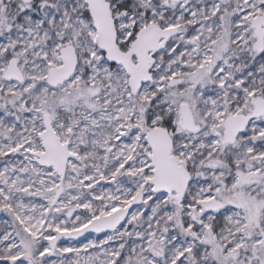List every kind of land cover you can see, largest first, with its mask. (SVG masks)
Returning <instances> with one entry per match:
<instances>
[{
	"label": "snow or ice",
	"instance_id": "6c2138e0",
	"mask_svg": "<svg viewBox=\"0 0 264 264\" xmlns=\"http://www.w3.org/2000/svg\"><path fill=\"white\" fill-rule=\"evenodd\" d=\"M0 264H264V0H0Z\"/></svg>",
	"mask_w": 264,
	"mask_h": 264
}]
</instances>
